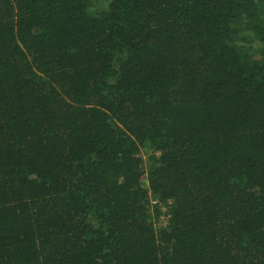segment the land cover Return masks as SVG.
Here are the masks:
<instances>
[{"label": "trees", "instance_id": "16d2710c", "mask_svg": "<svg viewBox=\"0 0 264 264\" xmlns=\"http://www.w3.org/2000/svg\"><path fill=\"white\" fill-rule=\"evenodd\" d=\"M90 3L0 0V264H264V0Z\"/></svg>", "mask_w": 264, "mask_h": 264}, {"label": "rangeland", "instance_id": "374dc122", "mask_svg": "<svg viewBox=\"0 0 264 264\" xmlns=\"http://www.w3.org/2000/svg\"><path fill=\"white\" fill-rule=\"evenodd\" d=\"M108 0H91L89 13L91 15H97L101 9H103ZM258 58V57H257ZM154 153L153 149H141V156L143 158V169L145 172L152 166L151 155ZM143 183L147 185L146 175L143 178ZM168 205L165 202L159 201L155 197L151 196V216L152 222L155 228L164 226L167 223L168 217Z\"/></svg>", "mask_w": 264, "mask_h": 264}]
</instances>
